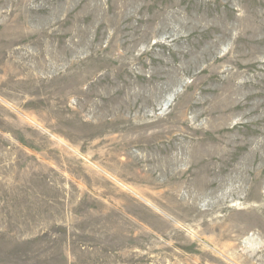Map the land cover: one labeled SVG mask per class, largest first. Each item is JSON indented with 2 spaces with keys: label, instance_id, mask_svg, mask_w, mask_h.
I'll use <instances>...</instances> for the list:
<instances>
[{
  "label": "rangeland",
  "instance_id": "obj_1",
  "mask_svg": "<svg viewBox=\"0 0 264 264\" xmlns=\"http://www.w3.org/2000/svg\"><path fill=\"white\" fill-rule=\"evenodd\" d=\"M0 264H264V0H0Z\"/></svg>",
  "mask_w": 264,
  "mask_h": 264
},
{
  "label": "bare ground",
  "instance_id": "obj_2",
  "mask_svg": "<svg viewBox=\"0 0 264 264\" xmlns=\"http://www.w3.org/2000/svg\"><path fill=\"white\" fill-rule=\"evenodd\" d=\"M171 103H172V97L170 98V99H168V100H166V102H165V104L163 105V108L164 109H166V108H168L170 105H171ZM167 150V149H166ZM190 155V154H189ZM173 160H175V159H173ZM132 169V168H131ZM211 171V170H210ZM182 175V174H181ZM180 175V176H181ZM150 180V179H149ZM151 181L153 182V179H151ZM156 181V180H155ZM206 182V181H205Z\"/></svg>",
  "mask_w": 264,
  "mask_h": 264
}]
</instances>
